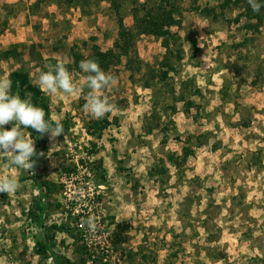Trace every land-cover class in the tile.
<instances>
[{"label": "rangeland", "instance_id": "obj_1", "mask_svg": "<svg viewBox=\"0 0 264 264\" xmlns=\"http://www.w3.org/2000/svg\"><path fill=\"white\" fill-rule=\"evenodd\" d=\"M36 1L0 0V21L6 17L4 6L15 8L0 34V51L16 45L19 55L0 62V78L22 69L36 84L41 71L57 63L72 64L73 48L83 60L94 45L101 51L111 49L118 37L119 17L136 35L133 48L142 62L139 72H128L124 62L107 71L117 83L104 95L119 111L105 115L111 125L100 139L85 131L87 122L96 119L83 109L89 89L84 88L79 98L45 92L52 120L68 117L71 127L68 135L48 139L47 156L36 173L56 185L48 197L46 223H67L78 240L69 243V253L67 245L57 251L66 253L74 264H83L80 259L92 264L88 252L83 254L81 231L76 227V212L87 203L78 189L87 192V188L77 185L81 179L66 190L63 183L68 178H86L89 171L93 192H98L103 206V221L107 224L117 213L120 220L133 224L135 231L129 238L142 242L145 264H264V23L249 31L243 27L246 19L234 22L243 11V0L236 7H226L222 0H181L176 15L181 26L170 32L176 35L182 60L169 57L175 72L161 83L151 79V71H161L166 50L160 39L139 34L134 27V10L146 0H118V11L107 1L91 0L84 7L68 8L61 0H49L32 11ZM148 2L154 8L158 5L156 0ZM206 7L214 9L215 17L206 19L196 11ZM191 39L197 42L196 54L190 49ZM47 59L53 60L51 67ZM70 74L79 87L85 73L78 67ZM146 80L150 88H144ZM185 81H192L200 95L191 96L188 87L183 89ZM180 98L192 100L195 107L183 113ZM172 105L177 108L175 114L168 109ZM152 114L157 119L150 124L159 129L144 134L145 118ZM21 131L27 139V130ZM188 136H193L189 144ZM90 142L96 144L93 156L87 155ZM185 146L194 154L184 165L166 162L169 154L181 155ZM3 157L0 176L19 178L23 168L9 166ZM97 160H102L106 171V189L98 188L99 172L95 175L89 166ZM160 160L165 161L167 173L150 179L149 170L162 165ZM33 189L29 183L15 194L0 193V264H42L32 253L33 236L39 231L30 228L22 215L36 196ZM65 212L70 215L66 217ZM114 250L121 254L120 245ZM121 256L127 264L126 255Z\"/></svg>", "mask_w": 264, "mask_h": 264}, {"label": "trees", "instance_id": "obj_2", "mask_svg": "<svg viewBox=\"0 0 264 264\" xmlns=\"http://www.w3.org/2000/svg\"><path fill=\"white\" fill-rule=\"evenodd\" d=\"M49 0H38L31 5V10L39 9L46 4H49ZM61 4L66 5L68 8L70 7H84L86 4H90L91 0H61ZM99 1H107L110 3L111 6H114L115 9L118 11V0H99ZM126 1V0H121ZM158 5L156 8L154 6H150L148 0L146 2L141 3V6L135 8L134 10V27L138 30L139 34H146L154 36L157 39L161 40V46L166 50V54L164 56V66L161 68V71L152 72L151 79H157L158 82H167L169 79V74L175 72V68L169 64V57H175V61L182 60V50L176 47V35L170 32V28L176 27L179 28L181 26L180 18L176 15L179 13L178 3L181 0H156ZM224 5H233L234 7L240 5L241 3H245L243 11L239 13L235 18L234 22L237 24L239 23L240 19H246V24L243 26L244 29L252 31L257 30V28L264 23V6L261 7L259 13H255L249 7L247 0H222ZM259 3L264 5V0H258ZM141 7V9H140ZM6 17L0 21V34L5 31L8 25V20L15 14L14 6L7 5L4 6ZM199 11L200 15L204 18L211 19L215 17V11L212 8H203L201 10L196 9ZM142 12V14H141ZM122 17L118 18L119 23V32L118 37L115 40L113 47L106 51H101L100 48L96 45L91 47V54L86 58L90 60L96 61L101 69L105 72L109 71L111 68H115L121 65L124 62L125 69L130 72H139L142 70L141 65L142 62L138 59L137 53L134 51V39L135 36L134 32L126 28L122 24ZM254 21V23H252ZM92 41H95L93 39ZM247 42V39L244 40L243 43L239 44L238 46L244 45ZM174 44V48L170 49L171 44ZM34 47V46H31ZM197 42L195 39L190 40V49L195 54L198 52L197 50ZM18 46L14 45L10 48L0 51V62H7L10 59H16L18 55ZM72 64L68 63L65 64L69 73L78 69L80 61L83 60L79 53L74 52V48L72 49ZM53 60L47 59L45 63L50 66ZM51 67V66H50ZM55 67V66H54ZM54 67H51L53 69ZM48 70V68H47ZM45 71V70H44ZM47 72V71H46ZM86 75V74H85ZM8 79L11 80V94L16 95L19 94L22 98H28L31 102L42 108L45 112V119L49 122H53L51 117V109H50V100L45 94V92L41 91L36 84H34L28 74V72L23 71L22 69H17L9 72ZM192 85V86H191ZM192 88H191V87ZM151 85L146 80L144 82V88H150ZM189 88L191 96H199L201 91L196 88L192 84V81H185L182 82V88ZM191 88V89H190ZM87 89V88H86ZM178 102H181L183 105V113H188L190 109L195 107L194 102L189 99L180 98ZM234 106L237 107L238 104L234 103ZM152 107H155V102L152 103ZM172 114L176 113V106L172 105L168 108ZM156 115L152 114L149 117L145 118L146 124H144V134L151 135L155 130L159 129V126L156 124L155 126H151V121H156ZM63 127H64V136L68 135L71 127L70 121L68 117L61 120ZM149 122V123H147ZM111 125V122L108 120L107 117L103 119H95L89 120L85 126V131L87 135L94 137L95 139H100L102 136V132L107 129ZM12 126V124H11ZM21 130H27L31 138L35 141L36 152L37 156H34L32 159L35 161L33 175L28 176L26 170L20 169V181L31 180L33 182L34 188L38 191L37 196H33L31 198V202L28 206L27 211L23 210L22 215L25 218V221L29 223V227H34L39 231L38 234L33 236V247L32 253L36 256L42 264L47 263L50 261V264H74L69 259L65 258L64 256L58 255L53 249L55 247V237L59 233H66L69 235L73 241H78L76 235L73 234L72 228L69 227L67 223H60V224H51L47 226L45 224L48 216H49V208L50 204L47 201L51 192L56 189V185L49 181L41 180V176L36 174L39 165L43 163L44 159L47 156L48 148L47 142L48 138L46 134L41 137L38 132L31 128H23ZM63 136V135H61ZM203 137H207L205 134ZM193 136H188L185 140L187 144L191 142ZM166 143V139L162 140V144ZM91 147L87 150V155L93 156L96 154V144L90 142ZM194 154V151L185 146L182 148L181 155L177 154H169L166 158V162L174 165L175 167H181L184 165L189 157ZM88 156V157H89ZM4 162H8L6 157H3ZM102 160H97L91 162L89 165L94 172H99V178H96L98 181H104L106 177V171L103 169ZM160 164L162 165H155L149 170V177L150 179L156 178L161 175H165L167 170L164 168L165 161L160 160ZM96 175V174H95ZM55 191V190H54ZM57 208H61L60 204H56ZM69 216V214H68ZM67 216V217H68ZM129 229V225L125 222L115 224L114 232H111V242L113 247L121 246L125 243L127 237L124 236V233L127 232ZM63 243V241H62ZM83 254H87L86 250H83ZM175 255V254H174ZM172 255V257H174ZM88 258L90 256L87 254ZM146 256H142V260L145 259ZM217 259V258H216ZM80 262L85 264L86 260L80 259ZM92 264H102L99 258L95 260H91Z\"/></svg>", "mask_w": 264, "mask_h": 264}, {"label": "clouds", "instance_id": "obj_3", "mask_svg": "<svg viewBox=\"0 0 264 264\" xmlns=\"http://www.w3.org/2000/svg\"><path fill=\"white\" fill-rule=\"evenodd\" d=\"M247 3L255 13H259L264 6L258 0H247ZM79 67L86 74L79 87L73 83L64 63H57L47 72L41 71L36 78V86L48 94L63 92L66 96L77 98L83 95L84 88L89 89L83 97L86 101L83 109L96 119H103L106 114L119 111L117 105L104 95L106 89L116 85V77L101 69L94 60H81ZM8 124H12L10 129L5 127ZM21 127L31 128L41 137L47 134L50 141L64 136L60 119L47 121L42 108L34 105L28 98L11 94V80L0 78V156L7 158L9 166L28 171L34 169L35 161L32 158L38 154L31 135L25 139ZM20 187L17 178L0 176V193L15 194ZM84 224L91 233H95L98 228L95 217H89Z\"/></svg>", "mask_w": 264, "mask_h": 264}, {"label": "built area", "instance_id": "obj_4", "mask_svg": "<svg viewBox=\"0 0 264 264\" xmlns=\"http://www.w3.org/2000/svg\"><path fill=\"white\" fill-rule=\"evenodd\" d=\"M84 176L86 178H68L63 181V183L66 184L64 188L65 190L68 189V187H73L74 182L76 181L75 179H77V181L81 179L80 182H77V185H82L83 188H87V192L81 190V188L78 189V193L83 199L85 198L87 200V203L84 206V210H81L80 213L76 212L78 215V223L76 227L81 231L83 246L88 252L90 260L99 258L102 264H124L125 258L121 255H117L115 252L111 242V232L107 229V224L103 221L105 214L101 202L97 200L96 195H98V192H96V194L93 192L95 187H93L92 183V174L89 171H86ZM64 195L68 197L66 192H64ZM65 214L68 216L67 212H65ZM84 215H87L86 219L84 218ZM89 217H95V222L98 225L95 233L89 232L87 225L84 224V221Z\"/></svg>", "mask_w": 264, "mask_h": 264}, {"label": "crops", "instance_id": "obj_5", "mask_svg": "<svg viewBox=\"0 0 264 264\" xmlns=\"http://www.w3.org/2000/svg\"><path fill=\"white\" fill-rule=\"evenodd\" d=\"M50 109H51V107H50ZM52 114V113H51ZM64 118H60V120H63ZM20 177V176H19ZM18 180H19V183L21 184V185H26V184H29V183H32L33 184V182L31 181V180H26V181H20V178H17ZM106 179L107 178H105V180L104 181H98V180H96V183H97V186H99L98 188H101V189H106V186H105V184H107L106 182ZM41 180H43V181H50L49 180V178H42L41 177ZM54 183V182H53ZM127 183L128 184H131L132 183V180H127ZM32 193H33V195H38V191L34 188L33 190H32ZM52 196V195H51ZM46 203L47 202H50L49 200H47V201H45ZM29 206V205H28ZM28 206L24 209V211L26 212L27 211V209H28ZM23 212V211H22ZM50 213V212H49ZM66 215V214H65ZM113 215V217L112 218H110V221H107V225L109 226V231L110 232H114V230H115V224H117V223H122V222H125L124 220H120L119 219V215L116 213H114V214H112ZM67 217V216H66ZM48 220V219H47ZM64 221H65V219H64ZM51 222V221H50ZM58 224V223H56V222H52V223H46L45 222V224L47 225V226H50L51 224ZM125 223H127V222H125ZM60 224V223H59ZM128 225H129V229H128V231L127 232H125L124 233V236H126L127 237V239H126V241H125V243H123L121 246H120V255H126L125 257L126 258H128V262H127V264H145L144 262V260H146V258H147V253H146V251L145 250H143L144 249V247H141V245H142V242L140 241V242H132L133 241V238H129L130 236H132L133 234V230L135 231V228L133 229V224H131V222H129V223H127ZM64 240H67V241H64ZM62 241H63V243H62ZM145 241V240H144ZM55 247H54V251L58 254V255H61V256H64L65 258H67V259H69L70 261L72 260V259H70L69 258V256H67L66 257V253H61V252H58L57 250H61V248L60 247H62L63 245H67L68 247H67V250H66V252H68L71 248H72V246L70 247L69 246V243H72L73 242V239L69 236V235H67L66 233H58L57 235H56V237H55ZM146 242H144L143 244H145ZM33 247V246H32ZM63 251V250H62ZM72 251V250H71ZM69 253V252H68ZM119 253V252H118ZM72 254V253H71ZM73 255V254H72ZM142 256L144 257V256H146L145 257V259H143L142 260ZM161 263V261L160 262H157V264H160Z\"/></svg>", "mask_w": 264, "mask_h": 264}]
</instances>
